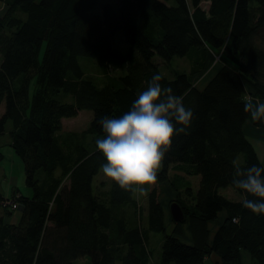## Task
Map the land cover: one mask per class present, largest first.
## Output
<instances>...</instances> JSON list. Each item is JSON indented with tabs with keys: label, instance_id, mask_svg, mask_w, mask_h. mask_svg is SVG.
<instances>
[{
	"label": "trees",
	"instance_id": "obj_1",
	"mask_svg": "<svg viewBox=\"0 0 264 264\" xmlns=\"http://www.w3.org/2000/svg\"><path fill=\"white\" fill-rule=\"evenodd\" d=\"M117 1L95 13L97 0H0L6 7L0 15V135L11 122L10 146L31 191L23 196L14 189L16 223L9 222L12 210L3 208L0 215V264H75L84 258L90 264H147L151 232L163 234L158 264H212L206 261L212 255L219 264H242L243 253L251 264H264V214L243 206L245 199L259 198L233 183L240 154L241 169L263 167L245 128L264 131V120L251 119L245 96L253 105L264 103V0ZM201 2L208 3L207 10ZM118 33L126 52L113 45ZM210 51L219 54L221 66L198 88L189 76L203 71ZM82 57L102 67L104 83L85 79ZM173 57L189 60V74L173 71L172 79L161 74L155 59L167 65ZM118 69L125 74L113 77ZM154 74L183 98L193 119L184 133L174 134L157 182L149 185L144 228L133 193L112 180L103 195L93 191V179L107 162L103 154L61 131L62 119L90 110L84 134L103 137L98 121L127 112ZM3 159L0 151V164ZM169 170L199 176V184L190 203L174 200L185 219L170 218L174 228L166 234L159 182ZM173 178L185 183L182 190L190 197L189 182ZM226 188L242 200L223 196ZM124 208L132 210L133 227ZM220 212L225 218L209 241L208 223ZM186 221L191 244L181 239Z\"/></svg>",
	"mask_w": 264,
	"mask_h": 264
},
{
	"label": "clouds",
	"instance_id": "obj_2",
	"mask_svg": "<svg viewBox=\"0 0 264 264\" xmlns=\"http://www.w3.org/2000/svg\"><path fill=\"white\" fill-rule=\"evenodd\" d=\"M162 79V75L154 74L119 118L102 117L98 121L105 134L95 141L107 161L102 165L103 174L133 194L147 195L143 186L157 182V171L174 134L184 133L193 119V110L184 106L183 98L175 95L171 87L162 86ZM245 111L253 121L264 120V103L247 102ZM235 173V187L259 198L245 199L243 206L255 214H264V167L241 169L236 163Z\"/></svg>",
	"mask_w": 264,
	"mask_h": 264
},
{
	"label": "rangeland",
	"instance_id": "obj_3",
	"mask_svg": "<svg viewBox=\"0 0 264 264\" xmlns=\"http://www.w3.org/2000/svg\"><path fill=\"white\" fill-rule=\"evenodd\" d=\"M190 2V0H188ZM104 3H109L113 6H116L118 1L117 0H97V7L95 9V13H100L101 6ZM172 2H169L171 4ZM201 7L205 10L208 8V3L207 2H201ZM6 7L4 4L0 2V15L4 13ZM113 45L116 49L126 52L128 50V44L122 41V35L121 33H118L115 35L114 40H113ZM44 50V44L41 48V51L39 53V58L42 57ZM219 54H217L214 51H210L209 55L207 57V62L205 64V67L202 72L195 73L194 75H190V81L193 82L198 88L204 87L211 79L212 77L216 74V72L220 68V61L218 60ZM155 61L159 65V70L163 76H165L168 79H172V72L177 71L179 73H185L189 74L190 71V62L187 58H179V57H173L170 61L169 64L164 65V63L159 60L155 59ZM79 65L83 71V74L85 76V79L92 80L95 84L101 85L104 83L105 76L103 74H100L101 71L103 70L100 65L97 64V62L93 59L82 57L79 58ZM125 74L124 69H118L114 72L111 73L113 77H120ZM35 89L34 86V80L30 83L29 86V98H31L32 93ZM62 101L64 102H71L72 99L71 97H62ZM258 102H256L257 104ZM4 112V104L0 105V116ZM93 117L92 111L90 110H83L80 111V113L74 117L70 118L64 121V129L61 132V135L67 136L70 135L74 140L77 142L83 143L87 149L94 150L96 147L95 141L92 140L91 135L84 134V131L87 129L89 126V123L91 122ZM12 129L11 122H7L5 124V131L2 135H0V151L2 152L4 159L0 164V193L5 195L6 187L9 185H12V188L10 192L7 194L8 198H10L11 192L13 189H16L18 193H20L23 196H30L31 191L29 188L26 187L25 184V174L23 170V164L21 159L14 153L10 146V137H9V132ZM248 140L252 144L257 157L261 164L264 167V131L263 129L260 131H252L248 132L246 134ZM97 139L102 138V137H96ZM93 147V148H92ZM244 156L240 154L237 157L236 163L239 165L243 163ZM160 168L158 169V171ZM173 176L170 177V180H168V175L165 180H162L159 182L160 186V197L159 201L161 202V206L165 207V217H166V223H165V230L166 234H170L174 228V224L170 220V213L169 212V205L170 203L174 202L176 198L178 200L180 199L181 201L185 203H190L191 202V197H194L197 189H198V184H199V176H192L188 177V182L189 186L191 189V196L186 197L185 193L180 190L177 192L174 188H181L183 189L185 183L183 181H180L178 178H172ZM172 178V179H171ZM110 181L111 179L106 177L103 174L102 168L99 170V173L94 177L93 179V191L96 192L97 185L99 186L101 182H104L103 184H108L107 189H109L110 186ZM139 187V186H138ZM143 187L147 188V195H141L139 192H137V202L143 208V218L142 221L143 223H140L144 228L147 225V207H148V192H149V185H144ZM102 187H100L101 189ZM102 190V189H101ZM105 191V190H104ZM177 195H174V194ZM179 193V194H178ZM220 193L222 195L228 196L230 199H236L237 195L236 193L231 189V188H226V189H221ZM8 209H10L8 207ZM168 211V212H167ZM142 212V211H141ZM3 213V208L0 205V215ZM18 212L13 211L12 216L9 218V222H16L18 219ZM169 214V215H168ZM169 216V217H168ZM129 218V225H132V220ZM218 220V218H217ZM183 230H184V235L186 234V230L189 227L188 221L184 222L183 225ZM211 236V234H210ZM149 248H151V255L152 257H148L147 264H158L160 260V253H161V244L163 241V234L162 233H153L151 232L149 234ZM146 248L148 246L146 245ZM243 264H249L251 263L250 257L244 253L243 255ZM75 264H90V261L88 258L80 259ZM115 264H121L120 262H115ZM175 264V263H171Z\"/></svg>",
	"mask_w": 264,
	"mask_h": 264
},
{
	"label": "crops",
	"instance_id": "obj_4",
	"mask_svg": "<svg viewBox=\"0 0 264 264\" xmlns=\"http://www.w3.org/2000/svg\"><path fill=\"white\" fill-rule=\"evenodd\" d=\"M80 113V112H79ZM78 113V114H79ZM65 120H67V119H62V130L64 129V121ZM247 130H248V132H251V130L252 131H260V130H262V128H257V127H254V126H247L246 128H245V134H247ZM62 132V131H61ZM96 139L97 138H95V139H93V137H92V140L93 141H96ZM86 147V146H85ZM87 148V147H86ZM93 148V147H92ZM95 148V147H94ZM91 151V150H90ZM171 176H179V177H184L185 178V181H189L188 180V177L187 176H185L183 173H180V172H177V171H175V170H169V172H168V180H167V182L170 180V177ZM172 177V178H173ZM171 178V179H172ZM111 182V181H110ZM104 182H101V184L98 186L97 185V189H96V192H98V193H100V194H104L105 192H107L109 189H107V185L108 184H103ZM100 187H102L101 189H100ZM11 188H12V185H9L8 187H6V189H5V191H6V193H5V195H7L9 192H10V190H11ZM105 190V191H104ZM182 190V189H181ZM233 190V189H232ZM183 191V190H182ZM234 191V190H233ZM235 192V191H234ZM236 193V192H235ZM20 194V193H19ZM136 194L137 193H135L134 194V197H135V200H136V202H137V196H136ZM174 194V193H173ZM5 195H3V196H5ZM174 195H177V194H174ZM236 195H237V198L236 199H230L228 196H226V195H223V196H225L226 198H228L229 200H231V201H241L242 200V197L238 194V193H236ZM160 204H161V202H160ZM137 205L141 208V206L138 204V202H137ZM162 207V209H163V212H164V215H166L165 214V207H163V206H161ZM169 207V206H168ZM124 211H126L127 213H128V216L131 218V222H132V227L134 226V222H133V219H134V217H133V214H132V210L130 209V208H124ZM141 211H142V218H143V208H141ZM168 212V211H167ZM169 213V212H168ZM169 215V214H168ZM225 212H220L219 213V215H218V220L216 219L214 222H211V223H208V229H209V232H210V234H211V236L209 235V241H211V238H212V236H213V233L217 230V228L221 225V223L223 222V220H224V218H225ZM19 217H20V215L18 214V219L16 220V222L19 220ZM169 217V216H168ZM169 218H171V216L169 217ZM166 217H165V223H166ZM16 222H11V223H16ZM141 223H143V221H141ZM143 227V226H142ZM182 230H183V228H182ZM187 232H186V234L184 235V230H183V235H182V241L183 242H185L186 244H191L192 243V236H191V230H190V227H188L187 228V230H186ZM149 239H148V243H147V246H148V248H149ZM147 251L148 252H150V254H149V258L150 257H152V255H151V248H149V249H145V252L147 253ZM243 255H244V253L242 254V264H243ZM206 261L207 262H210V263H212V264H219V259L215 256V255H212V256H210V257H208L207 259H206ZM155 264V263H154ZM249 264H251V263H249Z\"/></svg>",
	"mask_w": 264,
	"mask_h": 264
},
{
	"label": "water",
	"instance_id": "obj_5",
	"mask_svg": "<svg viewBox=\"0 0 264 264\" xmlns=\"http://www.w3.org/2000/svg\"><path fill=\"white\" fill-rule=\"evenodd\" d=\"M13 195H14V189L11 192L10 198H12ZM169 213H170L171 219L176 223H182L185 219L180 205L175 201L170 203Z\"/></svg>",
	"mask_w": 264,
	"mask_h": 264
},
{
	"label": "built area",
	"instance_id": "obj_6",
	"mask_svg": "<svg viewBox=\"0 0 264 264\" xmlns=\"http://www.w3.org/2000/svg\"><path fill=\"white\" fill-rule=\"evenodd\" d=\"M245 100L247 102H249L251 100V98L249 96H245ZM0 205L2 208H6V209H8V207H9L10 210H12V211H16V209H17V205L10 198H8L7 195L3 196V199L0 203Z\"/></svg>",
	"mask_w": 264,
	"mask_h": 264
}]
</instances>
